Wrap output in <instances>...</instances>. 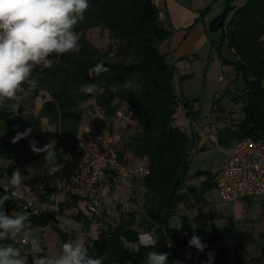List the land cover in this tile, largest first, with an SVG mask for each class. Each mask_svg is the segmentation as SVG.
I'll list each match as a JSON object with an SVG mask.
<instances>
[{"label":"trees","instance_id":"trees-1","mask_svg":"<svg viewBox=\"0 0 264 264\" xmlns=\"http://www.w3.org/2000/svg\"><path fill=\"white\" fill-rule=\"evenodd\" d=\"M154 1L89 0L84 21L76 26L82 46L80 52L51 55L49 65L37 66L30 82L23 85L24 90L32 89L34 96L46 95L39 114L24 116L21 106L13 109L14 100L7 101L6 108L0 109V160L16 164L26 160L40 168H43L44 154H34L29 140L38 141V147L56 140L60 161L74 150L84 105L91 99L108 120L122 110L134 125V131L122 139L121 149L118 142L117 153L122 161L142 163L149 168V174L142 180L141 215L147 220L148 228L156 226L157 237L152 247L139 245V233L134 228L137 214L134 211L121 213L112 229L85 240L91 245L90 254L92 251L98 256L107 253L104 264H143L147 252H165V237L174 236L167 225L168 218L179 203L196 201L206 187L202 185L198 189L185 183L195 141L175 124L177 67L168 54L158 51L171 31L163 27L160 9ZM235 1L225 0L224 11L209 25L211 31L221 30V44L225 43L233 51L232 60L222 62L231 64L235 78L242 83L240 94L232 100L242 103L243 117L234 130H221L219 138L230 133L232 138L256 139L264 134V0H241L238 6L233 5ZM92 29L108 35L110 42L104 51L86 36ZM113 50L116 57L109 61ZM100 61H105L109 71L90 72ZM178 78L181 80L183 76ZM125 81L134 86L125 87ZM85 83L97 84V91L94 94L81 92L80 87ZM114 84L118 85V90L109 91ZM188 108V115L194 117L197 111L189 103ZM41 117L47 119L51 128L41 127ZM16 126L19 131L29 127L33 131L28 138L13 144ZM6 174L7 169L0 166V178ZM11 208L12 201H6L4 210L9 213ZM26 215L30 216L31 229L50 223L41 212ZM5 243L19 247L16 241Z\"/></svg>","mask_w":264,"mask_h":264},{"label":"crops","instance_id":"crops-1","mask_svg":"<svg viewBox=\"0 0 264 264\" xmlns=\"http://www.w3.org/2000/svg\"><path fill=\"white\" fill-rule=\"evenodd\" d=\"M223 2L225 0H155L156 6L163 13L160 16L163 27L171 31V36L158 47V51L168 54L177 67L175 77L184 73L190 76L193 67L200 65L205 58L209 59L212 55L215 60L220 59L223 71L229 63H223L222 60H232L233 51L228 49L225 43L220 42L222 32L216 38L211 37L213 33L221 30H209L211 21L225 9L226 2L219 13ZM223 46L227 48L232 58L227 56L228 54H222ZM233 75V80H237L234 73ZM182 99L185 100L184 97L177 96V101ZM239 104L242 108V103ZM84 108L80 130L94 127L101 134L117 136L114 132L117 123L115 117L112 120L105 118L93 99L86 103ZM242 117L240 115L239 121L232 123L218 121L216 118L207 126L201 127L199 129L201 133L195 131L188 135L195 141L190 162L204 153L205 149H209L211 144L216 148L207 159L209 168L200 163L202 165L186 173V185L198 189L205 185V189L197 195L196 201L190 199L179 203L175 213L167 220V225L174 235L184 236L187 241L193 235L192 224L198 225L195 234L202 238L207 247L203 253H198L192 247L191 259H186L188 264H207L209 256L212 258V264L214 259H220L224 264H264V195L225 202L221 200L215 186L217 176L230 160L229 148L237 139L232 138L230 133H224L219 138V132L223 129L234 130ZM110 121L113 124V131L109 130ZM6 162L8 165L10 161ZM7 165L6 176L10 177L17 164L14 162L10 164L13 165L12 168ZM8 170H11L10 173ZM143 192V183L140 179L107 178L101 189L100 212L93 215L85 210L78 196L64 191L60 182L55 179L40 197V212L50 219L49 224L57 227L58 235L61 234L62 240L58 242L61 251L64 242L77 236L85 241L86 238H96L102 231L112 229L124 212L134 211L137 214L134 228L138 233L143 232L148 228L147 220L141 215ZM11 210L9 214L14 212ZM16 242L22 254H26L27 245H21L19 239ZM27 261L28 264H33V257L27 255Z\"/></svg>","mask_w":264,"mask_h":264},{"label":"clouds","instance_id":"clouds-1","mask_svg":"<svg viewBox=\"0 0 264 264\" xmlns=\"http://www.w3.org/2000/svg\"><path fill=\"white\" fill-rule=\"evenodd\" d=\"M89 7V0H0V109L6 108V102L13 100L24 90L23 85L30 82L37 66H47L48 57L53 54L60 56L80 52L82 46L76 26L84 21V14ZM115 57L116 51L113 50L109 54V61ZM108 71L105 61H100L90 69V72L96 74ZM124 86L131 88L134 85L125 81ZM97 88V84L85 83L81 85L80 91L94 94ZM117 90L118 85L115 84L109 88L112 92ZM32 131L31 127L19 131V126H16V134L11 143L28 138ZM37 144L35 139L29 140L34 154H44L41 165L45 170L44 174L55 176L61 172L64 165L59 163L57 141L51 139L42 147ZM12 163L10 161L8 165ZM26 172L27 175L22 174L17 166L10 177L7 175L0 178V188L4 193L0 195V264H28L27 255L33 257V264H104L108 258L107 253L98 256L92 251L90 254L91 245L86 244L79 236L64 242L57 255H42L44 249L39 238L32 235L30 216L9 214L4 210L6 201H25L33 205V198L28 196L32 191L31 187L25 182L39 174L31 165L26 166ZM197 227V224H192L194 231L188 240V247H194L198 253H203L207 245L195 234ZM18 239L25 245H30L26 254H22L21 248L12 243H5ZM140 242L145 247H152L155 243L147 236H141ZM166 243L168 247L172 246L170 240ZM168 257L167 252L149 251L143 264H169ZM186 259H191V253L186 254ZM172 264L181 262L173 261ZM207 264H212L211 256Z\"/></svg>","mask_w":264,"mask_h":264},{"label":"built area","instance_id":"built-area-1","mask_svg":"<svg viewBox=\"0 0 264 264\" xmlns=\"http://www.w3.org/2000/svg\"><path fill=\"white\" fill-rule=\"evenodd\" d=\"M154 4L156 5L155 1ZM162 14L160 11L159 16ZM219 80H222L221 76H219ZM174 110L175 113L189 111L187 101L178 100L174 105ZM117 115L121 116L122 114L118 111ZM190 118V124L183 130L187 135L192 134L196 127L194 118L192 116ZM118 142L119 137L101 134L94 127H90L80 130L74 150L59 161L64 167L55 176L45 175L44 168L32 163L19 164L22 174L27 175L26 166L31 165L35 167L39 175L25 182L31 187L32 191L28 193V196L33 198V205H29L25 201H15L12 202V210L18 214L40 213V197L46 192L51 182L56 179L64 191L81 199L87 212L93 215L99 214L101 189L107 178L143 180L149 174L147 165L119 159ZM229 154L230 160L227 166L219 173L215 181L221 200L232 202L264 195V134L256 139L250 136L236 139L229 148ZM141 236L151 237L156 241V226L138 234V243L142 246ZM167 240L171 241V247H168ZM20 244L25 245L22 241ZM164 248L165 252L169 253V264H172L173 261L188 264L186 254H192V248L188 247V241L184 236L165 237ZM229 260H232L231 256ZM213 263L224 264L220 259H214Z\"/></svg>","mask_w":264,"mask_h":264},{"label":"rangeland","instance_id":"rangeland-1","mask_svg":"<svg viewBox=\"0 0 264 264\" xmlns=\"http://www.w3.org/2000/svg\"><path fill=\"white\" fill-rule=\"evenodd\" d=\"M240 2L241 0H236L233 5L238 6ZM224 4L225 2H223V7L219 11V13L223 10ZM220 33L221 31H217V33L213 34L211 33V37L216 38L218 37V35H220ZM86 36L99 49L103 51L107 48L110 42L108 35L105 32L100 31L99 29L89 30L86 33ZM222 54H228L227 56H230V53H228V50L225 46L222 47ZM230 57L232 58V55ZM219 61V58L218 60H215L212 55L209 59L205 58L200 65L198 64L193 67L190 76H186V73L183 72L184 75H182L183 78L181 80H179L177 76L174 79V86L177 96L180 98L184 97L185 100L189 104H192L194 109L197 111V114L193 117L196 124L194 133L195 131L199 132V129L201 127L207 126L210 121L216 118L218 121H229L228 123H232L238 122L240 115L241 117L243 116V113L240 112L241 105L239 103H234L232 100L234 96L240 94L239 88L241 85V80H233L234 70L230 64H228L225 70L222 71ZM218 76H221L222 80H219ZM45 99V94L34 96L32 89H25L22 92L18 93L17 96L13 99L16 102L13 106V109L16 110L18 106H21L24 110V116H36L39 114V110ZM119 112H121L122 114V110H119ZM188 112L189 111L184 112V114H175V124L182 130H184L190 124L191 118L190 115H188ZM115 120H117V123H115L116 126L114 127V132L119 137V149H121L122 139L126 138L132 131H134V125L129 122V120L123 114L122 116L115 115ZM40 122L43 129L51 128L50 126H48L46 118L41 117ZM109 130L113 131V124H111V121ZM214 151H216V148H214V146L211 144L209 146V149H205L204 153L199 154L196 158H194V160L190 162L186 173L192 172L197 168L198 165L202 164L205 168H209V164L207 163L209 161L207 159L212 156V153H214ZM22 163H32L33 165H36V163L26 160L20 162L19 164ZM19 164H17V166ZM6 165V160H0L1 167L5 168ZM10 167L12 168L13 165H10ZM9 171L11 170H8V172ZM12 214L15 213L13 212ZM59 227L61 228V225H59ZM56 228L57 227L54 228L51 224H47L44 226H36L31 229L32 235L39 238L41 246L44 249V255H57L60 252L58 242L60 241V239L62 240V237L61 234L58 235ZM137 229L139 228L137 227ZM147 230L148 228H146L144 231ZM29 247L30 245H27L26 248L28 249Z\"/></svg>","mask_w":264,"mask_h":264}]
</instances>
